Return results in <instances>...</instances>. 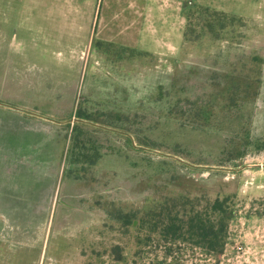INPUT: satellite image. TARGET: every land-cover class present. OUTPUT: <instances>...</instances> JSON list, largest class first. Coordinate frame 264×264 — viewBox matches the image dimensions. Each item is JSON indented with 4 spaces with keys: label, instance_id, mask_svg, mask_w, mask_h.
Masks as SVG:
<instances>
[{
    "label": "rangeland",
    "instance_id": "1",
    "mask_svg": "<svg viewBox=\"0 0 264 264\" xmlns=\"http://www.w3.org/2000/svg\"><path fill=\"white\" fill-rule=\"evenodd\" d=\"M225 196L220 253L139 224ZM0 264H264V0H0Z\"/></svg>",
    "mask_w": 264,
    "mask_h": 264
},
{
    "label": "trees",
    "instance_id": "2",
    "mask_svg": "<svg viewBox=\"0 0 264 264\" xmlns=\"http://www.w3.org/2000/svg\"><path fill=\"white\" fill-rule=\"evenodd\" d=\"M228 203L229 197L225 196L215 198L204 209L192 205L186 209L182 208L181 200H171L145 212L139 224L146 225L148 231L166 241H183L208 253H220L226 244L228 222L233 216Z\"/></svg>",
    "mask_w": 264,
    "mask_h": 264
},
{
    "label": "crops",
    "instance_id": "3",
    "mask_svg": "<svg viewBox=\"0 0 264 264\" xmlns=\"http://www.w3.org/2000/svg\"><path fill=\"white\" fill-rule=\"evenodd\" d=\"M34 52L36 53V50H34ZM68 60L64 59L63 60V65H67ZM59 87L56 88L55 92H51L52 87L51 86H47L46 87V91L44 96H47V98H54V101L56 102V104L60 105L62 104V99H60V95L62 94L59 90ZM29 89H37V87H30ZM26 92H27V85L25 83H23L22 85H19V99H23L25 101V103H30L32 97H34V95L30 96V98L26 96ZM74 105V104H73ZM23 113H24V117L28 118L29 120H33V121H37V122H43V123H52L51 120H49L47 117L38 114L36 111H34V109H22ZM75 112V111H74ZM74 113L71 114L70 119L67 120H61V121H54L53 123H55L54 125L58 126V125H63L65 122L69 123L71 119H73ZM83 121V120H80ZM72 123V122H71ZM65 134V133H64ZM58 135V130L57 128H55V130H53V136L51 134L52 137H56ZM50 136V137H51ZM79 210L77 211V209H75L77 212L80 213H85L87 216L93 217L95 216L94 214L97 212V210L94 209H87V208H80L78 207ZM74 212V211H73Z\"/></svg>",
    "mask_w": 264,
    "mask_h": 264
},
{
    "label": "built area",
    "instance_id": "4",
    "mask_svg": "<svg viewBox=\"0 0 264 264\" xmlns=\"http://www.w3.org/2000/svg\"><path fill=\"white\" fill-rule=\"evenodd\" d=\"M246 252V249H244L242 246L236 247V255L235 257L238 259L239 256H242ZM207 260H210V257L207 258ZM227 261H230L229 259Z\"/></svg>",
    "mask_w": 264,
    "mask_h": 264
}]
</instances>
